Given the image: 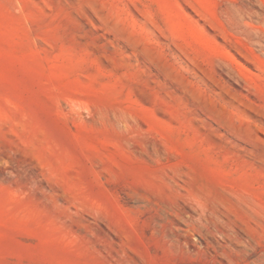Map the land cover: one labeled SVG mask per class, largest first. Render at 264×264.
I'll list each match as a JSON object with an SVG mask.
<instances>
[{
	"label": "rangeland",
	"instance_id": "rangeland-1",
	"mask_svg": "<svg viewBox=\"0 0 264 264\" xmlns=\"http://www.w3.org/2000/svg\"><path fill=\"white\" fill-rule=\"evenodd\" d=\"M0 264H264V0H0Z\"/></svg>",
	"mask_w": 264,
	"mask_h": 264
}]
</instances>
